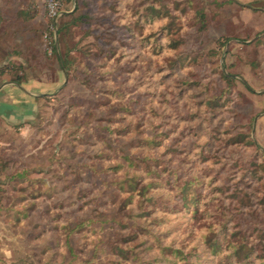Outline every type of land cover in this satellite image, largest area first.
Returning a JSON list of instances; mask_svg holds the SVG:
<instances>
[{"label":"rangeland","instance_id":"1","mask_svg":"<svg viewBox=\"0 0 264 264\" xmlns=\"http://www.w3.org/2000/svg\"><path fill=\"white\" fill-rule=\"evenodd\" d=\"M29 77L50 85L0 128V264L157 241L264 264V0H0V84Z\"/></svg>","mask_w":264,"mask_h":264},{"label":"crops","instance_id":"2","mask_svg":"<svg viewBox=\"0 0 264 264\" xmlns=\"http://www.w3.org/2000/svg\"><path fill=\"white\" fill-rule=\"evenodd\" d=\"M57 84L56 81L51 83ZM47 82L29 77L0 84V128L20 129L35 118L39 104L48 94Z\"/></svg>","mask_w":264,"mask_h":264},{"label":"trees","instance_id":"3","mask_svg":"<svg viewBox=\"0 0 264 264\" xmlns=\"http://www.w3.org/2000/svg\"><path fill=\"white\" fill-rule=\"evenodd\" d=\"M63 29V26L61 25L60 27H58L57 28V30H56V32H57V34H59L60 32H61V30ZM59 61H60V63H61V66H62V68L63 69H65V70H69V62H68V60L66 59V58H64L60 53H59ZM227 79H229L228 78V76H226V75H224ZM255 144V143H254ZM139 146H144V144H141V145H139ZM104 154V153H103ZM104 158V155H102L101 156V158ZM151 170H150V168H148L147 169V172H150ZM21 174L22 173H18L17 174V176H21ZM156 177V176H155ZM153 178V177H152ZM153 181H151L150 183H152ZM149 183V184H150ZM147 185V184H146ZM145 185V186H146ZM152 185V184H151ZM130 186V185H129ZM145 186H143L142 187V191H144V190H146L148 187H145ZM152 187V186H151ZM130 190H133L134 189V187L132 188V186H130ZM152 205V207H154V205H156V203H155V201H152V203H151ZM165 211H166V209H165ZM148 215V214H147ZM144 218H146L145 216H144ZM107 219H103V220H100V221H106ZM98 222V221H97ZM91 223V222H90ZM79 224V223H78ZM110 226V225H109ZM111 227V226H110ZM93 229H96V230H98V231H100V230H102V229H104V225L102 226L101 224H99L98 225V227H94ZM148 235L149 236H152V238L154 239V240H156L157 239V236H155L153 233H151V232H149L148 233ZM159 240V239H158ZM96 246V249L97 250H100L101 248H103V246L102 245H98V244H96L95 245ZM150 248H153V247H155V254H154V256H153V258H151V259H149L147 262H148V264H150V262L152 261V260H154L155 258H156V256L157 255H159V256H161L162 257V259L165 261V262H169L170 263V261H167V260H165V258H168V257H171L172 258V262L173 263H176L177 264V261L178 262H181V264H188L187 263V257H186V255H185V253H184V251L182 250V248H180V247H172V246H163V245H161V243L159 242V241H157V243H156V245L154 246V245H150L149 246ZM232 247V246H231ZM211 248H214L215 249V251L219 248V245H213V246H211ZM210 248V249H211ZM95 249V250H96ZM132 249L133 248H131V247H128V245H112L111 247H110V252H111V254L114 256V257H116L115 259H114V261L117 263V262H119L120 263V259H124V260H127L128 259V254H131L130 252L132 251ZM101 250H103V249H101ZM212 250V249H211ZM96 255H94V257H95ZM132 256L134 257V258H136L137 259V261H135V263L137 262H139L140 260H144V259H141V257H140V255H137V254H135V253H132ZM94 258H90V259H87V260H83L84 261V263L86 264V263H91V262H93V261H95V259L93 260ZM94 264V263H93ZM118 264V263H117ZM139 264V263H138Z\"/></svg>","mask_w":264,"mask_h":264}]
</instances>
